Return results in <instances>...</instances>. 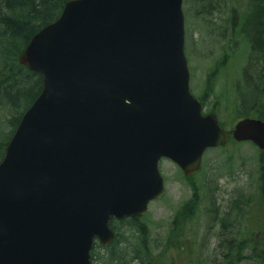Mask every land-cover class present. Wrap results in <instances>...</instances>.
Listing matches in <instances>:
<instances>
[{
  "label": "water",
  "instance_id": "1",
  "mask_svg": "<svg viewBox=\"0 0 264 264\" xmlns=\"http://www.w3.org/2000/svg\"><path fill=\"white\" fill-rule=\"evenodd\" d=\"M184 0H71L20 63L43 76L0 163V264H92L112 219L165 192L160 161L192 176L229 134L191 91ZM264 150V121L237 123Z\"/></svg>",
  "mask_w": 264,
  "mask_h": 264
},
{
  "label": "rangeland",
  "instance_id": "2",
  "mask_svg": "<svg viewBox=\"0 0 264 264\" xmlns=\"http://www.w3.org/2000/svg\"><path fill=\"white\" fill-rule=\"evenodd\" d=\"M184 11L191 89L205 112L230 132L240 119L264 120V50L249 36L264 38V15L253 29L254 0H184ZM160 170L166 190L139 221L146 234L130 239L127 224L115 223L114 252L132 260L136 250L145 264H222L226 255L264 264V150L231 141L206 152L196 176L168 159ZM110 253L97 242L93 264H110Z\"/></svg>",
  "mask_w": 264,
  "mask_h": 264
},
{
  "label": "trees",
  "instance_id": "3",
  "mask_svg": "<svg viewBox=\"0 0 264 264\" xmlns=\"http://www.w3.org/2000/svg\"><path fill=\"white\" fill-rule=\"evenodd\" d=\"M69 1L0 0V163L24 113L44 87L43 76L21 65L20 56L37 32L61 16ZM254 3L256 13L252 27L260 29L262 24L258 23V19L264 15V0H254ZM256 32L253 31L249 36L254 35L253 47L262 51L264 46L261 43L264 42V38ZM139 221V218L112 221L111 226L113 227L115 223L127 224L130 239L134 238L135 233L143 238L146 234L145 227L139 224ZM113 229L119 231L116 227ZM116 243L106 247L111 252L110 264H145L146 259L148 263L151 262L149 257L136 254L138 252L136 250L132 253V260H128L130 253L114 252L117 248L112 247ZM222 264L237 263L232 261L231 255H226Z\"/></svg>",
  "mask_w": 264,
  "mask_h": 264
}]
</instances>
